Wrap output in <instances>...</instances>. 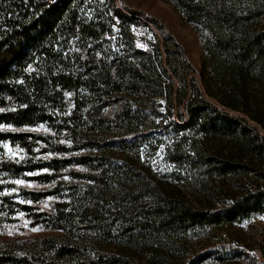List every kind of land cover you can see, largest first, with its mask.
I'll return each mask as SVG.
<instances>
[{
    "label": "trees",
    "instance_id": "1",
    "mask_svg": "<svg viewBox=\"0 0 264 264\" xmlns=\"http://www.w3.org/2000/svg\"><path fill=\"white\" fill-rule=\"evenodd\" d=\"M166 1L201 67L119 0H0V223L22 212L58 232L3 244L0 264L252 256L227 235L264 215V0Z\"/></svg>",
    "mask_w": 264,
    "mask_h": 264
},
{
    "label": "rangeland",
    "instance_id": "2",
    "mask_svg": "<svg viewBox=\"0 0 264 264\" xmlns=\"http://www.w3.org/2000/svg\"><path fill=\"white\" fill-rule=\"evenodd\" d=\"M119 2L128 4L135 9L141 10L146 15L156 18L163 24L168 32L172 33L178 41L185 45L191 59L199 67L202 66L205 58V51L202 48L200 37L190 25L182 19L181 15L170 2L166 0H119ZM141 31L143 35H146L149 39H154L153 32H156V30L152 25H150V28L144 27ZM43 129V127H39L36 130ZM5 148L9 154H18V150L13 149L9 144H5ZM151 157L159 169H165L167 167L163 155H152ZM18 181H20V183L16 182V185L28 189L44 188L42 185L32 181ZM55 199L56 198L53 196L47 197L40 204V209L51 211ZM229 231L230 235H227V239L233 241V243L239 244L240 247H246L250 255H252L244 260L245 264H253L255 260L259 263L264 261V215L255 214L246 217L241 222L232 225ZM57 233V231H53L44 225H33L26 214L19 212L14 216L13 222L0 223V246L15 239H26L35 236L54 235ZM195 240L197 239L195 238ZM197 243L198 245L201 244V240L198 239Z\"/></svg>",
    "mask_w": 264,
    "mask_h": 264
},
{
    "label": "snow or ice",
    "instance_id": "3",
    "mask_svg": "<svg viewBox=\"0 0 264 264\" xmlns=\"http://www.w3.org/2000/svg\"><path fill=\"white\" fill-rule=\"evenodd\" d=\"M7 147V146H6ZM17 183H20V181H17Z\"/></svg>",
    "mask_w": 264,
    "mask_h": 264
}]
</instances>
